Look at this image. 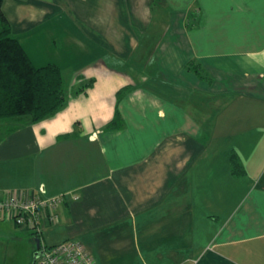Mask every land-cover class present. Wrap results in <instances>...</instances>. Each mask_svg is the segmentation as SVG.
Segmentation results:
<instances>
[{
  "label": "crops",
  "instance_id": "obj_1",
  "mask_svg": "<svg viewBox=\"0 0 264 264\" xmlns=\"http://www.w3.org/2000/svg\"><path fill=\"white\" fill-rule=\"evenodd\" d=\"M1 6L68 92L42 119L0 121V196H63L40 233L0 214V264L19 242L34 264L36 238H77L94 264H264V0Z\"/></svg>",
  "mask_w": 264,
  "mask_h": 264
},
{
  "label": "trees",
  "instance_id": "obj_2",
  "mask_svg": "<svg viewBox=\"0 0 264 264\" xmlns=\"http://www.w3.org/2000/svg\"><path fill=\"white\" fill-rule=\"evenodd\" d=\"M0 0V121L28 116L31 121L42 119L59 109L66 101L68 82L60 66L54 62L36 66L12 34ZM131 87L116 93L119 99ZM83 90L78 88L76 91ZM121 118L116 111L108 128H116ZM231 171L242 172L238 157L230 156ZM37 249L35 251V254Z\"/></svg>",
  "mask_w": 264,
  "mask_h": 264
},
{
  "label": "built area",
  "instance_id": "obj_3",
  "mask_svg": "<svg viewBox=\"0 0 264 264\" xmlns=\"http://www.w3.org/2000/svg\"><path fill=\"white\" fill-rule=\"evenodd\" d=\"M62 199L61 194L42 198L32 192L0 196V214L8 213L16 224L40 233L42 220L49 224L58 221L56 208ZM34 264H94V258L81 240L68 238L52 245L41 243Z\"/></svg>",
  "mask_w": 264,
  "mask_h": 264
},
{
  "label": "rangeland",
  "instance_id": "obj_4",
  "mask_svg": "<svg viewBox=\"0 0 264 264\" xmlns=\"http://www.w3.org/2000/svg\"><path fill=\"white\" fill-rule=\"evenodd\" d=\"M175 78H176L175 82L181 83L183 81V76L182 75H178ZM206 94H207V92H206ZM3 221H6V220H2V221L0 220V236L6 238L9 241V249H10V247L12 248V241L7 238L8 235H9V224H6V222H3ZM18 246L20 248V251H18V254L20 256H11L10 255L9 259L6 261V264H17L18 261H22V255L21 254H22L23 250H22L21 242H19Z\"/></svg>",
  "mask_w": 264,
  "mask_h": 264
},
{
  "label": "water",
  "instance_id": "obj_5",
  "mask_svg": "<svg viewBox=\"0 0 264 264\" xmlns=\"http://www.w3.org/2000/svg\"><path fill=\"white\" fill-rule=\"evenodd\" d=\"M35 241H36V249H37V252L34 255V258L36 257V255L40 254V245H41V242H40V239L39 238H36Z\"/></svg>",
  "mask_w": 264,
  "mask_h": 264
}]
</instances>
